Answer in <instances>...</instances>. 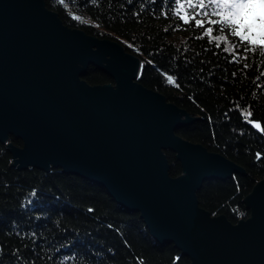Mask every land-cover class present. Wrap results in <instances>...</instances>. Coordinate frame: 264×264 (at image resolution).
<instances>
[{
    "label": "water",
    "instance_id": "water-1",
    "mask_svg": "<svg viewBox=\"0 0 264 264\" xmlns=\"http://www.w3.org/2000/svg\"><path fill=\"white\" fill-rule=\"evenodd\" d=\"M91 65L114 82L89 83ZM140 66L121 42L64 24L45 0H0V141L9 165L59 167L102 185L191 264H264V177L243 199L246 218L202 207L204 181L244 168L179 134L199 116L140 83ZM166 151L180 162L177 176Z\"/></svg>",
    "mask_w": 264,
    "mask_h": 264
},
{
    "label": "trees",
    "instance_id": "trees-1",
    "mask_svg": "<svg viewBox=\"0 0 264 264\" xmlns=\"http://www.w3.org/2000/svg\"><path fill=\"white\" fill-rule=\"evenodd\" d=\"M45 3L64 24L121 42L143 64L140 83L199 116L181 125L178 133L244 168L243 174L204 181L197 191L199 204L232 222L250 216L243 199L264 177V133L245 116V109L252 110L251 119L264 127V77L256 79L264 65L255 66L259 58L250 59L253 66L247 70L243 62L228 63L231 56L223 52V43L217 49L208 44V37L195 39L200 30L189 25L174 30L182 22L160 14L167 7L164 0ZM142 3L145 8L137 17ZM169 75L174 84L168 83ZM83 77L91 84L114 82L92 65ZM166 155L170 174L179 175L182 168L175 153ZM10 163L13 155L0 141V264H60L65 257H75L68 264H191L173 243L162 247L154 241L140 213L120 207L102 185L59 167L21 169Z\"/></svg>",
    "mask_w": 264,
    "mask_h": 264
},
{
    "label": "snow or ice",
    "instance_id": "snow-or-ice-1",
    "mask_svg": "<svg viewBox=\"0 0 264 264\" xmlns=\"http://www.w3.org/2000/svg\"><path fill=\"white\" fill-rule=\"evenodd\" d=\"M59 2L63 4L65 0H59ZM97 2H100V0H97ZM126 2L130 3L131 0H126ZM164 2L167 7L163 8L160 14L165 17L171 16L182 22V24L178 23L174 30L181 28L183 25H189L193 31L200 30V35L195 36V39L202 40L208 37V44L217 49L223 43V52L231 56L228 63L239 64L243 62L244 70L253 66L249 63V60L256 57L259 58V61L255 66L260 68L264 65V0H164ZM144 8L145 4L142 3L140 11L134 13V15L139 17ZM74 18L82 19L80 16ZM167 30L166 28L165 31ZM214 32L215 35H213ZM229 37L234 38V40H230ZM241 47L242 52L240 51ZM187 50V48L184 49L185 52ZM141 68H143V64H141ZM202 71L203 69H201ZM236 75V72L232 73L233 77ZM261 77H264V71H261L256 79L259 80ZM167 81L170 84L176 82L172 75L167 77ZM245 116L248 124L264 133V127L261 126V123L251 119L253 116L252 110L245 109ZM256 157L260 159L261 154L258 152ZM35 195L36 193L33 192L32 196ZM32 236L34 238L35 233H32ZM2 251V246H0V253ZM18 251L15 250V253L19 259ZM70 260L74 261L75 257H65L60 264H68ZM140 264H143V261Z\"/></svg>",
    "mask_w": 264,
    "mask_h": 264
}]
</instances>
